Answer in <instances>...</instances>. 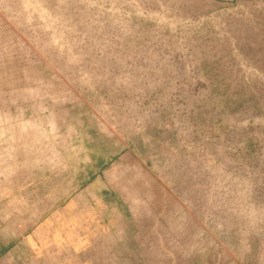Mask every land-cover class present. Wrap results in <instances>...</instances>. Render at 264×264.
Segmentation results:
<instances>
[{"label": "rangeland", "instance_id": "rangeland-1", "mask_svg": "<svg viewBox=\"0 0 264 264\" xmlns=\"http://www.w3.org/2000/svg\"><path fill=\"white\" fill-rule=\"evenodd\" d=\"M51 260L264 264V0H0V264Z\"/></svg>", "mask_w": 264, "mask_h": 264}, {"label": "crops", "instance_id": "crops-1", "mask_svg": "<svg viewBox=\"0 0 264 264\" xmlns=\"http://www.w3.org/2000/svg\"><path fill=\"white\" fill-rule=\"evenodd\" d=\"M162 192L167 193V189L165 186H163ZM93 198H94V201L92 203L83 204V206L81 207L80 196H78V200L73 202L72 209L71 211L68 212V219H70L71 217H74L75 219H77L78 225H81L84 228H86L87 230L86 236L84 235V237L81 239H87V241H90V240L96 241V240H103V239L115 240L116 237H119V235H122L124 231L123 220H121V214L119 212H117L116 214L117 220L115 224L119 225L117 226V233L115 235L113 234L112 236H108L109 234L107 233H110L109 232L110 229H105L106 227L104 226L105 221L109 215L107 214L108 210L107 208H104V209L102 208L101 206L102 202H100L99 200L100 198L96 194H94ZM131 214L135 218L137 215V212L133 210ZM105 230H107V232ZM93 246H94V243H93ZM94 249H97V248H94ZM47 252L49 253V257L53 258L54 256L53 252L50 250ZM52 261L53 260H51L49 263L52 264ZM82 264H84V262H82Z\"/></svg>", "mask_w": 264, "mask_h": 264}]
</instances>
